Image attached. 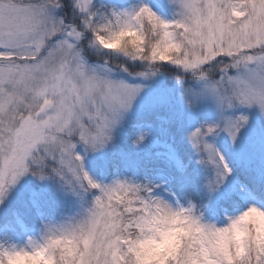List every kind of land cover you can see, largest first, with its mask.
<instances>
[{"label":"snow or ice","instance_id":"obj_1","mask_svg":"<svg viewBox=\"0 0 264 264\" xmlns=\"http://www.w3.org/2000/svg\"><path fill=\"white\" fill-rule=\"evenodd\" d=\"M146 262L264 264V0H0V264Z\"/></svg>","mask_w":264,"mask_h":264},{"label":"clouds","instance_id":"obj_2","mask_svg":"<svg viewBox=\"0 0 264 264\" xmlns=\"http://www.w3.org/2000/svg\"><path fill=\"white\" fill-rule=\"evenodd\" d=\"M123 38L125 40L134 39L131 35L124 36ZM178 225L179 222H177V224H172L171 222L158 223L156 228L153 231L148 232L141 242V249L143 252L145 254L154 252L158 246L165 244L173 235V232L170 231V229L177 227ZM230 237H233L231 232L224 237V240H227Z\"/></svg>","mask_w":264,"mask_h":264},{"label":"rangeland","instance_id":"obj_3","mask_svg":"<svg viewBox=\"0 0 264 264\" xmlns=\"http://www.w3.org/2000/svg\"><path fill=\"white\" fill-rule=\"evenodd\" d=\"M246 136H247V133L242 134V137H246ZM99 162H100L99 157L93 158V160L89 162L88 167L95 168L99 164ZM34 187H36L40 193L48 192L45 186L36 185L30 179H27L18 186L16 192L13 194L12 198L10 199L9 205H8L9 209H16L17 208L16 203L21 199V196H23V194L25 193L33 194L34 193L33 189H35Z\"/></svg>","mask_w":264,"mask_h":264},{"label":"trees","instance_id":"obj_4","mask_svg":"<svg viewBox=\"0 0 264 264\" xmlns=\"http://www.w3.org/2000/svg\"><path fill=\"white\" fill-rule=\"evenodd\" d=\"M121 144L123 147H127L126 144V140L125 141H121ZM100 163V162H99ZM92 171L96 170L95 168H91L89 167ZM35 189H33L35 196L40 200V202L42 204H47L48 203V192L47 193H40L39 190L34 187ZM33 194H29V193H25L23 194V196H21V199L16 203V209L20 210L22 213H24L25 217L28 218L29 220L33 219L32 216V207H31V203H30V199L32 197Z\"/></svg>","mask_w":264,"mask_h":264}]
</instances>
